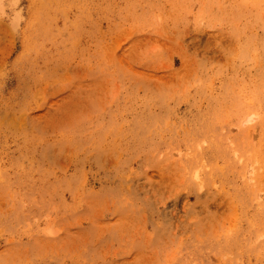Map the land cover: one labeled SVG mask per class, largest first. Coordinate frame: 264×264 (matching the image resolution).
Masks as SVG:
<instances>
[{
    "label": "rangeland",
    "instance_id": "obj_1",
    "mask_svg": "<svg viewBox=\"0 0 264 264\" xmlns=\"http://www.w3.org/2000/svg\"><path fill=\"white\" fill-rule=\"evenodd\" d=\"M0 264H264V0H0Z\"/></svg>",
    "mask_w": 264,
    "mask_h": 264
}]
</instances>
